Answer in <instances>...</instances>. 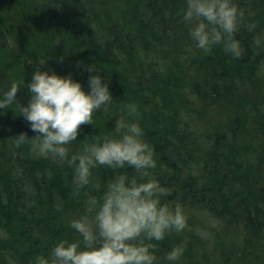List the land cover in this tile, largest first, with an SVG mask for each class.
Here are the masks:
<instances>
[{
    "label": "trees",
    "instance_id": "1",
    "mask_svg": "<svg viewBox=\"0 0 264 264\" xmlns=\"http://www.w3.org/2000/svg\"><path fill=\"white\" fill-rule=\"evenodd\" d=\"M182 2L46 0L37 12L24 0L16 22L38 35L27 38L15 71L13 53L9 61L0 56V84L29 80L47 57L42 68L70 73L87 89L93 64L115 99L109 113L95 114L96 124L105 127L110 113L122 115L135 102L155 148L153 173L171 189L166 199L182 204L188 216V228L161 248L182 242L178 264H264V51H253L254 33L246 30L238 34L248 47L240 59L220 46L211 53L195 48ZM241 3L255 13L257 32L264 31V0ZM30 95L25 86L17 92L21 103ZM98 127L82 124L77 139L94 136ZM20 133L36 135L12 109L0 114V264H29L59 238L73 236L66 221L83 199L72 194L71 169L37 157L28 142L17 144Z\"/></svg>",
    "mask_w": 264,
    "mask_h": 264
},
{
    "label": "clouds",
    "instance_id": "2",
    "mask_svg": "<svg viewBox=\"0 0 264 264\" xmlns=\"http://www.w3.org/2000/svg\"><path fill=\"white\" fill-rule=\"evenodd\" d=\"M181 14L193 45L204 53L220 46L242 58L248 52L238 35L243 30L254 33L253 51H264V31L257 32L255 13L241 0H185ZM46 63L47 57L41 58L29 80L0 84V114L12 109L29 122L36 135L20 133L16 143L28 142L37 157L67 165L72 194L83 199L79 212L66 221L74 235L59 238L29 264H178L185 245L163 250L161 242L184 232L188 216L182 204L166 199L171 189L153 173L155 148L145 139L138 105L129 102L122 115L110 113L106 122L115 117L114 126L105 122L100 128L95 114L109 113L115 100L101 70L89 66L94 74L86 89L70 73L42 68ZM21 86L31 94L27 103L17 98ZM82 124H93L99 132L78 140ZM101 169L111 176L98 177Z\"/></svg>",
    "mask_w": 264,
    "mask_h": 264
},
{
    "label": "rangeland",
    "instance_id": "3",
    "mask_svg": "<svg viewBox=\"0 0 264 264\" xmlns=\"http://www.w3.org/2000/svg\"><path fill=\"white\" fill-rule=\"evenodd\" d=\"M31 5V8L37 12H41L42 9L39 5L41 4V1L46 0H28ZM24 0H0V35L2 36V42H0V50H6L5 53L0 54V56H5L6 59L9 61L7 57L11 56L12 53L15 56L14 63L10 62L11 69L15 71V68L18 67L17 64V56L21 53V51L26 48V44L28 43L30 38H33L34 36L38 35L34 33H29L25 28V23L20 24L16 22L19 18L18 14V8L20 6V3L23 4ZM182 4H185V0H183ZM5 20V21H2ZM15 24H13L14 22ZM10 22L9 28L6 29L4 27L5 23ZM25 41L21 40V38H24ZM28 38V41H27ZM28 51H25L24 53H27ZM29 61L30 58L27 59H19L20 62L22 61ZM1 61V60H0Z\"/></svg>",
    "mask_w": 264,
    "mask_h": 264
}]
</instances>
